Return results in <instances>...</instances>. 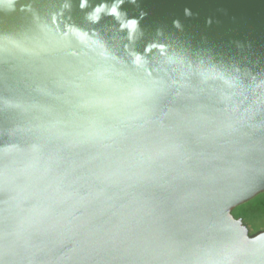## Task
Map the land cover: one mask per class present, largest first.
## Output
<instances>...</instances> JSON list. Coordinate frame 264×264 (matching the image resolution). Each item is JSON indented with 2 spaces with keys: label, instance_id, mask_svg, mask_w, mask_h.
Segmentation results:
<instances>
[{
  "label": "water",
  "instance_id": "obj_1",
  "mask_svg": "<svg viewBox=\"0 0 264 264\" xmlns=\"http://www.w3.org/2000/svg\"><path fill=\"white\" fill-rule=\"evenodd\" d=\"M115 4L0 0V264H264V0Z\"/></svg>",
  "mask_w": 264,
  "mask_h": 264
},
{
  "label": "snow or ice",
  "instance_id": "obj_2",
  "mask_svg": "<svg viewBox=\"0 0 264 264\" xmlns=\"http://www.w3.org/2000/svg\"><path fill=\"white\" fill-rule=\"evenodd\" d=\"M123 3H125V0H116V4L111 7V13L114 15L118 14V6L122 5ZM80 6L84 8L89 7V0H80ZM102 11L103 8L97 7L91 16V19H96L98 17V14L101 13ZM186 14H187V10H186ZM133 21H134V25L130 26L129 24V27L132 28L135 27L136 21L135 20ZM176 27L179 28L180 25L176 23ZM162 92L163 89L161 87L154 85L150 81H146L135 87L132 95L135 97L136 102L138 104L148 107L155 103L160 102L163 99ZM81 135L85 136L86 140L91 138L87 130L82 132ZM83 142L86 141H81V143Z\"/></svg>",
  "mask_w": 264,
  "mask_h": 264
},
{
  "label": "trees",
  "instance_id": "obj_3",
  "mask_svg": "<svg viewBox=\"0 0 264 264\" xmlns=\"http://www.w3.org/2000/svg\"><path fill=\"white\" fill-rule=\"evenodd\" d=\"M260 207H264V201L259 203Z\"/></svg>",
  "mask_w": 264,
  "mask_h": 264
},
{
  "label": "clouds",
  "instance_id": "obj_4",
  "mask_svg": "<svg viewBox=\"0 0 264 264\" xmlns=\"http://www.w3.org/2000/svg\"><path fill=\"white\" fill-rule=\"evenodd\" d=\"M134 25V21L133 22H130V26Z\"/></svg>",
  "mask_w": 264,
  "mask_h": 264
}]
</instances>
